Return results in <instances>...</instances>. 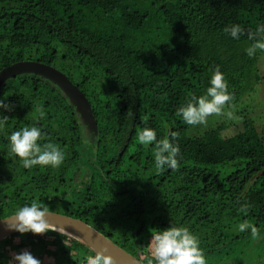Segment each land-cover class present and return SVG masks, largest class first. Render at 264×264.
<instances>
[{"label":"trees","instance_id":"16d2710c","mask_svg":"<svg viewBox=\"0 0 264 264\" xmlns=\"http://www.w3.org/2000/svg\"><path fill=\"white\" fill-rule=\"evenodd\" d=\"M237 24L244 29L238 40L224 32ZM261 25L264 0H0V70L21 61L55 68L87 99L96 122L89 131L59 87L39 75L2 85L0 100L13 107L0 108V119L7 116L0 127V219L33 200L58 199L74 181L80 149L90 146L93 176L72 190L74 201H56L57 213L89 224L138 259L149 255L140 248L152 232L175 225L198 237L207 264H264L261 135L245 122L235 136L210 129L184 137L189 125L176 115L192 94L206 93L217 65L234 93L229 104L253 91L259 52L247 55L255 42L247 33ZM33 126L41 129L39 144L65 151L59 167L25 168L11 152V133ZM145 127L157 139L178 133V171L156 172L155 143L138 142ZM245 221L259 229L258 239L251 229L238 231ZM24 249L55 264H86L95 255L56 231L16 232L0 242V264Z\"/></svg>","mask_w":264,"mask_h":264},{"label":"clouds","instance_id":"9594fccd","mask_svg":"<svg viewBox=\"0 0 264 264\" xmlns=\"http://www.w3.org/2000/svg\"><path fill=\"white\" fill-rule=\"evenodd\" d=\"M226 34L234 39H240L244 29L240 25H231L224 28ZM247 37L252 43L246 53L249 57L255 55L256 50L264 51V25L259 26L255 32L249 31ZM259 37V39L257 38ZM210 87L204 95L192 94L185 106L178 108L176 115L181 116L185 124L197 126L207 123V119L213 115H222L223 108L233 98L234 93L228 90V82L225 73L217 65L211 77ZM12 105L0 100V108L11 110ZM45 113L40 110V117ZM229 117L231 113H228ZM7 121V116L0 119V127ZM145 123L147 121L145 120ZM42 137L39 127H24L14 131L9 136L11 152L18 156L25 168L34 166L59 167L66 156L65 151L59 144H39ZM138 142L144 146L155 143L153 151L154 167L157 173H162L165 168L173 171L179 170L180 147L174 141L178 140V133L172 132L171 139L165 136L157 139L155 129L145 127L137 132ZM247 212V208L241 209ZM50 209L47 204L33 200L30 205H24L16 209L15 213L6 219L8 230H15L21 234L32 232L43 235L49 231H56L63 236L70 233L64 226L50 221ZM251 229L253 239L259 238V229L245 221L239 224L238 231L244 232ZM66 244V242L64 241ZM67 245V244H66ZM68 246V245H67ZM149 255L142 256L140 264H207L205 253L199 246V239L189 228L171 225L162 230L152 232L151 242L147 245ZM95 255L86 257V264H117L116 258L109 253L107 248L93 249ZM9 264H41V258L35 256L31 251L24 249L13 253Z\"/></svg>","mask_w":264,"mask_h":264},{"label":"rangeland","instance_id":"374dc122","mask_svg":"<svg viewBox=\"0 0 264 264\" xmlns=\"http://www.w3.org/2000/svg\"><path fill=\"white\" fill-rule=\"evenodd\" d=\"M257 51L259 52L257 61L259 79L255 83L253 91L244 96L242 100L237 103L226 104L223 108V114L208 117L206 124L197 126L189 125L182 134L184 137L203 134L210 129L220 131L218 134L221 137L235 136L243 132L245 122H251L264 142V51ZM228 113H231L230 117ZM91 158L90 146H83L82 149H80L78 170L73 183L69 187L61 190L62 194L57 197L58 199L52 203H43L49 206L50 211H61L60 204L56 203V201L61 202V204L74 201L75 196L72 194V190L82 188L85 181L91 180L94 171V168L91 167L90 164ZM35 236L41 237L42 235L35 234ZM151 239L152 238L143 241V246L141 245L142 247L140 248L141 251L146 252L148 250L147 245L151 242ZM39 241L42 244H50L52 242H44L42 239H39ZM54 241L58 242L57 240ZM41 261L48 264H55L54 258L51 256H45V258H41Z\"/></svg>","mask_w":264,"mask_h":264},{"label":"water","instance_id":"95a60500","mask_svg":"<svg viewBox=\"0 0 264 264\" xmlns=\"http://www.w3.org/2000/svg\"><path fill=\"white\" fill-rule=\"evenodd\" d=\"M30 73L46 78L57 85L64 96H66L76 108L77 113L82 118V121L87 126V129L89 131L96 129L95 119L88 110L89 104L87 99L81 95L78 88L72 84L67 77L53 67L35 61H21L13 63L0 70V88L8 79L15 78L21 74ZM50 212L51 222L64 226L68 232L73 233L67 236L83 243L92 251L93 249L99 250L107 248L109 253L116 258L117 264H140L141 259H138L126 252L89 224L61 213ZM11 216L12 215L0 219V242L10 235L18 232L15 230H8L6 227V219Z\"/></svg>","mask_w":264,"mask_h":264}]
</instances>
